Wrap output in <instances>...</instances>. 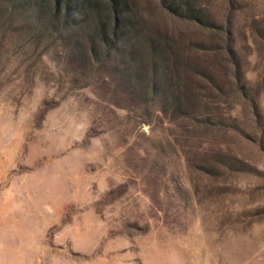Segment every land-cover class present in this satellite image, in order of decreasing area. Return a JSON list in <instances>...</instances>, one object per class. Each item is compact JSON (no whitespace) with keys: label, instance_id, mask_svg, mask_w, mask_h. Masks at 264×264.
Wrapping results in <instances>:
<instances>
[{"label":"rangeland","instance_id":"1","mask_svg":"<svg viewBox=\"0 0 264 264\" xmlns=\"http://www.w3.org/2000/svg\"><path fill=\"white\" fill-rule=\"evenodd\" d=\"M0 264H264V0H0Z\"/></svg>","mask_w":264,"mask_h":264}]
</instances>
